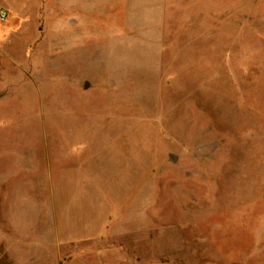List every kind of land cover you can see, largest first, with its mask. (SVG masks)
Segmentation results:
<instances>
[{
	"label": "rangeland",
	"instance_id": "1",
	"mask_svg": "<svg viewBox=\"0 0 264 264\" xmlns=\"http://www.w3.org/2000/svg\"><path fill=\"white\" fill-rule=\"evenodd\" d=\"M1 10L0 264H264V0Z\"/></svg>",
	"mask_w": 264,
	"mask_h": 264
},
{
	"label": "crops",
	"instance_id": "2",
	"mask_svg": "<svg viewBox=\"0 0 264 264\" xmlns=\"http://www.w3.org/2000/svg\"><path fill=\"white\" fill-rule=\"evenodd\" d=\"M2 7L6 8V5H2ZM2 226H4V225H2ZM11 231L12 230H8L9 233ZM15 236H16V234H15ZM55 236L51 237L49 239L52 244H54V243L56 244L55 251H51V252L46 251L44 249L43 243L42 242L40 243L39 241L35 242V244L32 245L33 250H38V254L35 256H32V257H35L31 260L32 264H70V256H69L70 253L69 252L67 254L65 253L66 247L67 248L70 247V239L65 240V242L63 244H61L62 240L60 241L59 238L57 237V235H55ZM52 238H53V240H52ZM0 244H1L0 245V255L2 257H4L6 260H10L12 263H13L12 258L18 259L19 256L15 255L13 257L12 252L21 243H19L18 241H15V240H9V241H2V243L0 242ZM16 251H18V250H16ZM39 251L42 252V254ZM89 255H90L89 252H88V254H87V252H84V256H85L84 258H87V256H89ZM72 263H75V262L73 261ZM15 264H17V263H15ZM100 264H119V263L101 260Z\"/></svg>",
	"mask_w": 264,
	"mask_h": 264
},
{
	"label": "built area",
	"instance_id": "3",
	"mask_svg": "<svg viewBox=\"0 0 264 264\" xmlns=\"http://www.w3.org/2000/svg\"><path fill=\"white\" fill-rule=\"evenodd\" d=\"M9 17V14L6 10H1L0 11V21L5 22Z\"/></svg>",
	"mask_w": 264,
	"mask_h": 264
}]
</instances>
